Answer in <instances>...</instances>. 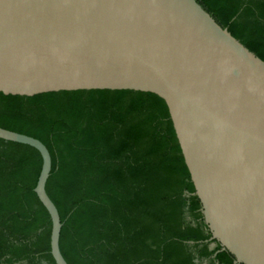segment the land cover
Wrapping results in <instances>:
<instances>
[{
    "label": "water",
    "instance_id": "water-1",
    "mask_svg": "<svg viewBox=\"0 0 264 264\" xmlns=\"http://www.w3.org/2000/svg\"><path fill=\"white\" fill-rule=\"evenodd\" d=\"M134 91L164 101L203 222L234 264H264V62L195 0H0V94ZM34 193L50 223V155L36 139ZM211 247H214L212 244Z\"/></svg>",
    "mask_w": 264,
    "mask_h": 264
},
{
    "label": "trees",
    "instance_id": "trees-1",
    "mask_svg": "<svg viewBox=\"0 0 264 264\" xmlns=\"http://www.w3.org/2000/svg\"><path fill=\"white\" fill-rule=\"evenodd\" d=\"M264 62V0H195ZM0 128L41 142L67 264H234L193 195L167 107L150 93L0 94ZM39 153L0 140V264H54ZM214 247H211V245Z\"/></svg>",
    "mask_w": 264,
    "mask_h": 264
}]
</instances>
